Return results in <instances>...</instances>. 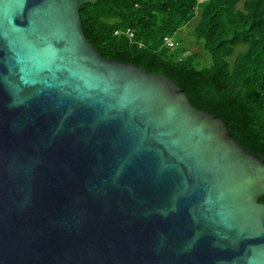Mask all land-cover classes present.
I'll return each instance as SVG.
<instances>
[{
  "label": "water",
  "instance_id": "obj_1",
  "mask_svg": "<svg viewBox=\"0 0 264 264\" xmlns=\"http://www.w3.org/2000/svg\"><path fill=\"white\" fill-rule=\"evenodd\" d=\"M97 1L0 0V264H264V160L101 58Z\"/></svg>",
  "mask_w": 264,
  "mask_h": 264
},
{
  "label": "trees",
  "instance_id": "obj_2",
  "mask_svg": "<svg viewBox=\"0 0 264 264\" xmlns=\"http://www.w3.org/2000/svg\"><path fill=\"white\" fill-rule=\"evenodd\" d=\"M78 14L101 58L170 79L191 107L219 116L237 145L264 160V0H103ZM190 25L206 67L177 38ZM125 29L131 39L114 35Z\"/></svg>",
  "mask_w": 264,
  "mask_h": 264
},
{
  "label": "rangeland",
  "instance_id": "obj_3",
  "mask_svg": "<svg viewBox=\"0 0 264 264\" xmlns=\"http://www.w3.org/2000/svg\"><path fill=\"white\" fill-rule=\"evenodd\" d=\"M191 29H192L191 25L183 28L181 31H179V35H177V38L179 36L180 38L182 37L181 41H182L183 46L187 49V52L195 54L200 64L202 66L204 65L203 67H206L209 64V60L205 55H203L199 45L196 44L193 38L191 37L190 35Z\"/></svg>",
  "mask_w": 264,
  "mask_h": 264
},
{
  "label": "built area",
  "instance_id": "obj_4",
  "mask_svg": "<svg viewBox=\"0 0 264 264\" xmlns=\"http://www.w3.org/2000/svg\"><path fill=\"white\" fill-rule=\"evenodd\" d=\"M114 35L115 36L122 35L126 37L127 39H131L132 37V33L129 29H125L123 32L116 31L114 32ZM163 42H164V45L167 46L168 48H173L175 46L169 38H164Z\"/></svg>",
  "mask_w": 264,
  "mask_h": 264
}]
</instances>
